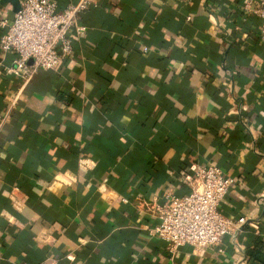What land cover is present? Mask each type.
Instances as JSON below:
<instances>
[{"label": "crops", "instance_id": "0c3cea01", "mask_svg": "<svg viewBox=\"0 0 264 264\" xmlns=\"http://www.w3.org/2000/svg\"><path fill=\"white\" fill-rule=\"evenodd\" d=\"M248 1L95 0L72 55L17 100L0 49V264H264V35ZM18 11L0 0V18ZM212 163L235 178L222 212L248 220L173 253L154 207Z\"/></svg>", "mask_w": 264, "mask_h": 264}, {"label": "built area", "instance_id": "2783aa9c", "mask_svg": "<svg viewBox=\"0 0 264 264\" xmlns=\"http://www.w3.org/2000/svg\"><path fill=\"white\" fill-rule=\"evenodd\" d=\"M95 4V0H77L62 7L56 0H22L20 10L11 19L0 18L4 30L0 38L1 64L7 74L21 81L16 100L37 74L56 69L72 55V32L81 36L87 31L79 19ZM245 8L262 19L264 35V0H249ZM8 54H12L10 62H6ZM195 172L192 191L183 195L168 193V200L154 207L161 221L150 232L163 239L173 253L185 245H191L196 252L220 246L223 237L233 235L248 220L246 216L231 218L221 210L234 177L213 163L197 164ZM260 234L264 239V230Z\"/></svg>", "mask_w": 264, "mask_h": 264}, {"label": "water", "instance_id": "95a60500", "mask_svg": "<svg viewBox=\"0 0 264 264\" xmlns=\"http://www.w3.org/2000/svg\"><path fill=\"white\" fill-rule=\"evenodd\" d=\"M14 1H15V5H16V10L17 11L20 10V8H21V2H20V0H14Z\"/></svg>", "mask_w": 264, "mask_h": 264}]
</instances>
